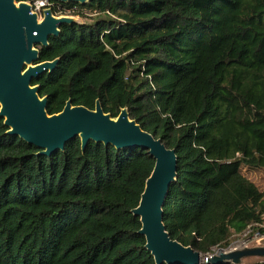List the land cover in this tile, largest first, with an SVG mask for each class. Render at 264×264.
I'll use <instances>...</instances> for the list:
<instances>
[{
  "label": "trees",
  "instance_id": "16d2710c",
  "mask_svg": "<svg viewBox=\"0 0 264 264\" xmlns=\"http://www.w3.org/2000/svg\"><path fill=\"white\" fill-rule=\"evenodd\" d=\"M50 2L77 22L39 50L38 63L58 61L32 82L47 114L67 101L113 119L126 109L176 152L170 238L201 258L228 250L264 217V191L242 173L264 171V0ZM153 168L139 148L79 138L45 156L0 119V264H155L131 214Z\"/></svg>",
  "mask_w": 264,
  "mask_h": 264
},
{
  "label": "water",
  "instance_id": "95a60500",
  "mask_svg": "<svg viewBox=\"0 0 264 264\" xmlns=\"http://www.w3.org/2000/svg\"><path fill=\"white\" fill-rule=\"evenodd\" d=\"M32 3L39 0H26ZM58 4H85L89 0H53ZM0 0V119L8 134L25 141L50 156L73 139L79 138L84 149L88 141L112 145L116 149L139 148L148 152L154 168L145 182L138 206L131 211L139 218V234L155 264H242L249 258L264 259V246L217 255H201L170 238L163 224L165 196L177 177V156L129 118L122 109L117 118L104 114L99 102L94 110L72 106L67 101L55 115L46 112L47 98L38 96L33 80L51 73L58 61L39 62V50L47 47L50 37L59 36L62 24L77 22L73 17L54 16L50 8L41 16L30 4Z\"/></svg>",
  "mask_w": 264,
  "mask_h": 264
},
{
  "label": "built area",
  "instance_id": "2783aa9c",
  "mask_svg": "<svg viewBox=\"0 0 264 264\" xmlns=\"http://www.w3.org/2000/svg\"><path fill=\"white\" fill-rule=\"evenodd\" d=\"M20 2L28 3L26 0ZM32 4L33 11L37 14H41L42 10L51 9L53 6L50 0H39L32 2ZM241 235L242 240L238 243L239 247L234 250L256 247L262 244L264 246V217L259 222L247 226Z\"/></svg>",
  "mask_w": 264,
  "mask_h": 264
},
{
  "label": "rangeland",
  "instance_id": "374dc122",
  "mask_svg": "<svg viewBox=\"0 0 264 264\" xmlns=\"http://www.w3.org/2000/svg\"><path fill=\"white\" fill-rule=\"evenodd\" d=\"M33 7L32 3H28ZM69 17V16H67ZM74 18V17H73ZM76 21L77 19L74 18ZM242 173L243 175L249 180L251 181L260 191H264V171L262 170H248V168L242 167ZM242 235L241 234H232L230 239H229V249L228 250H223V251H233L234 249H238L239 247V242L242 240ZM260 246H263L260 245ZM222 249H215L213 251L212 255H217L219 253V251ZM256 260H258L257 258H249L246 260H243L242 264L246 263V262H255Z\"/></svg>",
  "mask_w": 264,
  "mask_h": 264
},
{
  "label": "flooded vegetation",
  "instance_id": "af4514ba",
  "mask_svg": "<svg viewBox=\"0 0 264 264\" xmlns=\"http://www.w3.org/2000/svg\"><path fill=\"white\" fill-rule=\"evenodd\" d=\"M16 2H18V1H16ZM39 15V17L41 16V14H38ZM54 15V14H53ZM54 16H56V15H54Z\"/></svg>",
  "mask_w": 264,
  "mask_h": 264
}]
</instances>
